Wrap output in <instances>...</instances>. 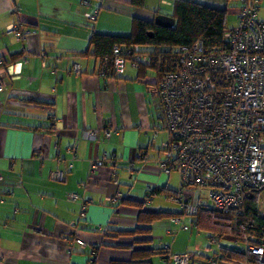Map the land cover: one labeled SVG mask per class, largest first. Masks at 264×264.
<instances>
[{
  "label": "crops",
  "instance_id": "crops-1",
  "mask_svg": "<svg viewBox=\"0 0 264 264\" xmlns=\"http://www.w3.org/2000/svg\"><path fill=\"white\" fill-rule=\"evenodd\" d=\"M81 1L0 0V58L7 62L0 91V264L127 263L133 251L150 248L166 249L169 259L152 255L149 264H172V256L210 247L188 262L208 264L220 252L209 232L193 235L166 216L138 222L140 212L178 210L169 195L180 189L179 173H162L157 165L169 133L160 128L152 92L131 65L123 78H105L99 61L84 54L92 34L129 35L135 21L153 22L155 10L169 16L162 8L171 12L174 0H144V6L88 0V7ZM192 1L220 6V0ZM262 1L254 0L258 20H264ZM227 2L219 10L237 18L240 1L234 9ZM95 9L91 23L84 13ZM13 28L31 35L17 40ZM74 66L80 74L72 73ZM103 122L111 136L99 132L88 140L85 132ZM55 170L63 180L51 179ZM158 189L167 193L147 199ZM137 228L148 231L149 242L134 244L142 239L132 233ZM259 259L264 264V252Z\"/></svg>",
  "mask_w": 264,
  "mask_h": 264
},
{
  "label": "built area",
  "instance_id": "built-area-1",
  "mask_svg": "<svg viewBox=\"0 0 264 264\" xmlns=\"http://www.w3.org/2000/svg\"><path fill=\"white\" fill-rule=\"evenodd\" d=\"M81 4L88 7L90 2L82 0ZM240 4L235 25L224 34L225 45L207 48L199 40L180 47L166 58L168 64L157 88L160 128L169 133L157 165L162 173L173 169L179 173L181 215L197 214L199 203L186 201L184 196V190L192 188L206 192L208 207L214 212L237 215L243 214L246 198L256 191L257 209L264 215V20L256 18L254 0H240ZM96 15V9L84 13L89 21H95ZM13 31L20 41L31 35L25 29ZM121 53L118 47L113 48L110 63L115 73L124 72L126 63L137 70L153 58L136 46L126 51L130 60ZM6 63L0 58V91L5 86ZM72 73L80 74L79 67L74 66ZM48 113L54 116V110ZM99 132L106 138L112 133L109 124L103 122L85 135L95 141ZM98 165L100 161L92 168ZM50 177L61 181L63 172L55 170ZM172 221L180 223L176 217ZM263 242L255 239L234 245H241L244 254L261 256ZM212 244H217L216 237L211 238ZM202 251L209 253L210 247L172 256V264H188ZM207 262L250 264L241 260L221 262L219 254H211Z\"/></svg>",
  "mask_w": 264,
  "mask_h": 264
},
{
  "label": "trees",
  "instance_id": "trees-1",
  "mask_svg": "<svg viewBox=\"0 0 264 264\" xmlns=\"http://www.w3.org/2000/svg\"><path fill=\"white\" fill-rule=\"evenodd\" d=\"M132 2L137 6H144V0H132ZM154 13L159 15L161 11L155 10ZM169 16L175 21L173 28L159 27L153 22L140 19L135 21L134 31L129 35L94 33L89 40V49L84 54L91 55L99 61L100 72L103 71L102 77L119 79L123 78L125 69L122 73H115L112 69L110 62L113 48L118 47L122 51L121 55L126 60H130V55L126 51L133 50L136 46L139 51L153 57L149 65L136 70L137 79L143 82L152 93L155 92L158 97L157 88L168 64L166 58H170L180 47L191 46L199 40L207 48L223 47L225 45L224 34L229 30L226 10L215 9L192 0H174ZM126 65L130 66L128 63ZM164 193L167 192L163 189L153 190L147 194V199L155 195L161 196ZM177 194L171 192L169 196L173 200H177ZM257 201L258 193L252 191L245 200L243 214L239 215L231 212L216 213L207 205L199 203L194 225L209 232V239L216 237V245L220 249V252L216 254H219L221 262L241 260L250 264H261L259 256L244 254L241 251V245L239 247L234 245L235 242L243 243L255 239L264 240V215L258 211ZM126 203L139 208L143 206L140 202ZM161 215L160 213L140 212L138 222L146 226L161 220L164 216L174 217V214ZM132 233L136 237L142 236V239L136 240L134 244L139 245L149 242L146 229L137 228ZM222 239L233 245L229 247L220 246L219 240ZM152 255H160L166 260L169 259L166 249L150 248L149 250L133 251L131 260L127 263L112 262L111 264H149L147 260Z\"/></svg>",
  "mask_w": 264,
  "mask_h": 264
},
{
  "label": "rangeland",
  "instance_id": "rangeland-1",
  "mask_svg": "<svg viewBox=\"0 0 264 264\" xmlns=\"http://www.w3.org/2000/svg\"><path fill=\"white\" fill-rule=\"evenodd\" d=\"M237 2H238V0H232V1L230 0L229 2H227L228 3L227 5H228L229 8L234 9V7L237 5ZM219 3H220V6H216V7H219V8L214 7L215 9H221V7L224 6L223 4H226V0H220ZM258 8H260L259 13L260 14L261 13L264 14V0L261 2V5ZM162 12L165 13V14H170V6L164 5L163 8H162ZM235 18H236V14L230 13V14L227 15V23H228V27L229 28H232L235 25L234 24ZM89 22L94 23L95 21H89ZM152 95L154 97V100H157V94L154 92V93H152ZM262 144L264 145V140H263ZM178 190H179V188H178ZM184 196H185V200L186 201H189V202H192V203H196L197 204V203L202 202V204H205L207 202L206 201V198H207L206 192L204 190H200L198 188H192V189H189V190L185 189L184 190ZM170 203L174 204L176 206V208L178 209L176 213H180L179 216H177L176 213H175L174 217L178 218L181 223H183V224L185 223V225L190 230H192L193 235H197V233L202 234L203 236L206 235V230H204L203 228H198V227L194 226V222L193 221L195 219V216L181 215L180 203L178 201H173V200H170ZM262 210L264 212V206H262ZM176 228L177 227H174V230H176ZM206 239H207V237H206ZM221 244L222 245H226V246L232 245V243H230L228 241L227 242L226 241H222Z\"/></svg>",
  "mask_w": 264,
  "mask_h": 264
},
{
  "label": "water",
  "instance_id": "water-1",
  "mask_svg": "<svg viewBox=\"0 0 264 264\" xmlns=\"http://www.w3.org/2000/svg\"><path fill=\"white\" fill-rule=\"evenodd\" d=\"M153 23L159 27L172 28L174 27L175 21L170 16L159 14L154 18Z\"/></svg>",
  "mask_w": 264,
  "mask_h": 264
}]
</instances>
